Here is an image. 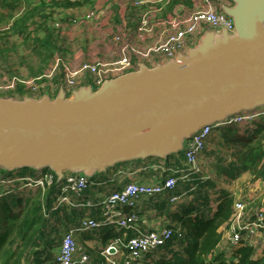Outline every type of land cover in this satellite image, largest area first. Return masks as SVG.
Segmentation results:
<instances>
[{"label": "water", "instance_id": "water-1", "mask_svg": "<svg viewBox=\"0 0 264 264\" xmlns=\"http://www.w3.org/2000/svg\"><path fill=\"white\" fill-rule=\"evenodd\" d=\"M235 31L206 30L156 66L64 86L56 97L0 96V169L50 168L92 179L118 163L184 152L207 124L264 107V0L221 5Z\"/></svg>", "mask_w": 264, "mask_h": 264}, {"label": "built area", "instance_id": "built-area-1", "mask_svg": "<svg viewBox=\"0 0 264 264\" xmlns=\"http://www.w3.org/2000/svg\"><path fill=\"white\" fill-rule=\"evenodd\" d=\"M172 2L173 0L130 1L129 4L133 7H146L137 27L139 32H154L157 28H162L161 31H158L157 39L147 49L138 48L130 41H126L124 34H117L115 41L118 43L124 41L121 47L122 57L119 60L87 62L74 68L65 62L61 55H58L54 59L51 74L48 76L53 78L58 72H62V86L68 92L78 88L80 86L79 79L88 75L92 78V84L99 87L107 79L137 69L139 58L149 59L154 54L164 56L167 60L178 57L180 53L186 52L189 45L195 44L198 37L208 29L235 31L232 17L224 13L213 0H192V8L186 14H176L160 19L158 13ZM94 15L95 12L90 11L83 18L90 19ZM55 24L56 26L60 25L59 22ZM135 57L137 60H134ZM39 79H14L12 84L6 88L14 87L15 83L20 82L30 87L35 93L38 90L42 91V87L37 83ZM54 87L52 82L47 90L51 91ZM259 118H264V108L244 111L229 116L224 121L207 124L186 141L184 150L186 166L182 169H175L174 175H169L154 183L129 182L122 188L111 191L102 202L104 211L101 220L84 218L78 228L68 229L63 234L53 264H90V257L87 253L78 256L80 249L76 231L99 229L104 225H112L125 231H136L133 236H117L104 247L101 252L105 259L104 264H144L150 253L168 245L176 236L181 237L183 234L180 227L171 224L145 232L141 231L137 226L140 217L134 210L139 200L146 196L168 194L169 201L174 203L184 195L172 194L180 181L191 182L197 179V182H203L209 180L210 175L205 174L201 167L200 155L207 148L208 140L214 130L219 127H238L242 124L256 122ZM154 168L155 170H167L164 164ZM53 180L54 175L47 171L35 176L28 175L18 178H7L0 174V185L5 184L0 189V196L10 190L22 189L27 186L45 188L51 185ZM14 182H17V185H10ZM260 182L264 185V179ZM60 183L61 189L57 198V206L70 202V194L80 195L94 184L91 179L78 173H67ZM127 207L130 210H126ZM222 231V240L219 245H222V253L225 258L233 257L235 250L242 246L253 247L256 258L262 255L264 249V198L262 202L254 205L251 201L241 197L234 199L230 220L226 226L222 227Z\"/></svg>", "mask_w": 264, "mask_h": 264}, {"label": "trees", "instance_id": "trees-1", "mask_svg": "<svg viewBox=\"0 0 264 264\" xmlns=\"http://www.w3.org/2000/svg\"><path fill=\"white\" fill-rule=\"evenodd\" d=\"M86 1L88 0L83 2L70 0H0V25H5L4 29L0 26V53L5 52L6 39L10 34L21 35L27 45L41 58V65L36 70L32 69V74L37 76L44 73L51 65L50 61L54 55L61 52V45L58 40V28L54 23H51L53 11L48 13L43 11L47 7L83 5ZM182 2L192 5V0H173L169 7ZM214 2L221 9L222 4H230L232 0H215ZM3 43H5L4 46ZM52 82L62 85V72H58ZM16 87V92L20 96L26 95L27 92L23 88L24 84L18 83ZM237 138L239 137L234 135H227L226 137L225 145L230 148L234 142L236 151L234 153L235 158L230 161L229 169L225 170L224 174L233 178L242 172L250 171L254 172L256 177L264 179V164H262L264 158V122L246 137ZM181 156H184V153ZM44 171L54 175L51 185L45 188L38 187L37 191L26 192L16 188L0 196V264H53L57 253L55 250L59 247L65 233L62 234V225L66 221H74L64 212L66 206L54 208L60 194L61 183L57 181L56 174L50 168H46ZM0 174L7 178H18L28 175L35 176L36 170L33 168L15 171L0 169ZM91 180L96 184L101 181V178L98 174ZM199 188L202 189L203 186ZM233 202L234 198L231 193L222 190L220 203L217 210L212 214L200 213V209L196 206L185 207L181 214L176 213L174 217L181 223L176 227L181 228L183 236H176L171 243L152 252L153 256L162 253L155 263L264 264V249L262 255L257 258L255 257V249L249 246L239 247L231 259L225 258L224 253L217 251L222 240V227L227 225L233 211Z\"/></svg>", "mask_w": 264, "mask_h": 264}, {"label": "crops", "instance_id": "crops-1", "mask_svg": "<svg viewBox=\"0 0 264 264\" xmlns=\"http://www.w3.org/2000/svg\"><path fill=\"white\" fill-rule=\"evenodd\" d=\"M130 1L131 0H88L85 4L78 6L47 7L46 10H44L43 12L48 13L49 11H53V18L51 20V23H54L55 26L56 22H59L60 24L59 26H56V28H58L57 34L59 43L61 45V52L59 54L56 53L55 55H61L65 62L69 63L74 68H78L83 63L87 62H113L119 60L122 57L121 47L124 41L120 43L115 41V35L117 34H124L126 36V41H130L134 46L138 48L144 50L147 49L157 39L158 31H161L162 28L159 27L154 32H139L137 30V27L140 24L141 17L145 12L146 7H133L131 4H129ZM190 9L189 7H187V4L182 2L175 4L172 7L166 6L163 11L158 13V17L162 19L167 18L171 15L186 14L187 12H189ZM90 11H94L95 15L90 19L83 18ZM192 45L195 44L189 45L188 48ZM53 58L50 61L51 64L53 63ZM134 60H137V57H135ZM166 61L167 59L164 56L154 54L149 59L144 60L139 58L137 60V63L144 62L149 66L153 67L159 63H164ZM53 84L55 85V87L50 92L51 96L56 97L62 85H58L55 83ZM79 84L80 86L91 85V76L88 75L86 77L80 78ZM46 93L47 89L45 91H42V95ZM70 95L71 93L68 92V96ZM213 133L208 140L207 148L204 152L212 148V141L214 140ZM183 153L170 155L166 159L149 157L147 159L122 162L116 164L111 168H108L106 172L97 173L96 175L99 174L101 181L97 182L96 184H93V186L100 185L102 183H105L109 186L107 188V193L104 197H101L102 192H97V189H95L96 187L92 188L93 186H91L88 191L80 195L70 194L71 201L59 205L66 207L67 205H70L74 208L83 207L84 215L82 214V217L76 219L75 223L72 224V226H70L68 229L78 228L84 218L90 217L95 218L97 220H101L104 211L102 202L105 200V198L111 191L120 189L129 182L154 183L164 179L169 175H174L175 169H182L186 166L185 158L184 156H181V154ZM202 155L203 154H201L200 157H202ZM162 164H164L167 170H155V166L157 167V165ZM210 174L211 173H209V175ZM212 175L213 174L210 175L211 177L209 180L203 182H197V179L191 182L180 181L177 184V187L172 191L174 192L172 194L184 195L174 203H171L169 201L168 194H159L141 198L137 203V207L134 209L140 217V220L137 224L138 228L141 231L145 232L167 224L175 226L181 225L178 220V222H176L174 217H172L171 213L181 214L184 205L180 206L172 212V207H174L173 205L181 204L187 194L198 185L205 187V189L208 188L207 186L210 184V180L212 181ZM241 175H243L244 178L242 181L243 188L239 190L240 193L246 191V188L247 191H253V189L255 188L254 185L256 184L253 185L250 181H246L247 177L251 175V172H242L240 175H238V177ZM1 176L5 177L2 174ZM223 177L227 178L226 175H224ZM10 185H17V182H14ZM4 186L5 184H1L0 189H2ZM26 188H28V186ZM220 188L222 190L232 192V188H234V185H230L229 181H222ZM29 190H34L33 186H29L28 191ZM240 193H236L235 189L233 194H237L238 198H240L242 196V194ZM244 196H247V193L244 194ZM219 203L220 200L218 204ZM218 204L212 209H205L201 207V209L199 208V212H214L217 210ZM59 206H57L56 202L54 208H58ZM86 208L90 209L86 210ZM126 210L130 209L127 207ZM135 234L136 231L134 230L125 231L122 229H118L112 225H104L99 229L89 231L77 230L76 239L80 249L78 256H80L82 253H87L90 257V264H104L105 259L101 254L104 247H106L117 236L126 235L127 237H129L130 235ZM217 251L223 252L222 245H219L217 247ZM149 257L150 255H148L147 260L150 259ZM152 258L153 260H157L159 257L156 255L152 256Z\"/></svg>", "mask_w": 264, "mask_h": 264}, {"label": "rangeland", "instance_id": "rangeland-1", "mask_svg": "<svg viewBox=\"0 0 264 264\" xmlns=\"http://www.w3.org/2000/svg\"><path fill=\"white\" fill-rule=\"evenodd\" d=\"M224 4H228V3H224ZM187 7H189V9L192 8V6L190 5H187ZM169 13H172V12H169ZM0 26L1 28L3 27V29L5 28L4 24H1ZM6 42H7L6 43L7 45H6L5 52L3 51L0 53V96L14 97L17 99H22L27 96H32L34 98L39 99L42 95V91H45L49 86H51L52 79L57 75V74L54 75L53 78L48 76L49 74H51L50 71L52 70L54 59L58 55H55V57L53 58V63L49 65V67L44 71V73L34 76L32 74V69L36 70L39 67V65H41V58L33 51V49H31L30 46L27 45V43L24 40V37L16 33H12L6 39ZM2 45L4 46L5 43H3ZM38 78L40 79L37 80V83L42 87L41 88L42 91L38 90V92L36 91L35 93H33V90L30 87H27L24 85L23 88L26 90L27 93L24 96H20V94L16 92V89H17L16 86L20 82H18L17 84L15 83L14 87L6 88L10 84H12V81L14 79L31 80V79H38ZM47 93L51 96V92L49 90H47ZM54 97L55 96H52V98ZM262 108L264 107H261V109ZM259 119H257L256 122L248 123L245 125L242 124L241 126H238V127L237 126L219 127L214 130V133H213L214 140L212 141V148L206 152H203L202 157H200V164H201V167L204 173L208 175L209 173L213 174L212 181L210 180L209 182L210 186L206 184L208 185L207 186L208 188L206 189L205 187L200 189L199 188L200 186H196L195 187L196 189L195 188L192 189V191H190L187 194V196L184 198V201L181 204L173 205L174 207H172V212L182 205H184V208L190 207V206H196L200 209L201 207L205 209L206 208L212 209L213 207H216L220 200V195L222 193V189L220 188L222 181H225V182L229 181L230 185H234V188H232L233 191L230 193L234 199L238 198L237 194L234 195L233 193L235 189H236V193L238 194L240 193L239 190L243 188L242 181H243L244 176L241 175L239 177L237 176V177L229 178L226 175L228 179L223 177L225 175L224 171L229 169L230 161L235 158L234 153L236 151V145L234 144V142L231 144L230 148H228L225 145L226 137L227 135H232V136L234 135L236 137H239L237 139H242L243 137H246L251 131L257 130V128L261 125V123L264 122V118L260 119V121ZM181 153H183V151ZM262 164H264V158H263ZM43 171L44 170H36V175L41 174ZM261 180H263L262 177L258 178L254 174V172H251V175L247 177L246 181H250L251 184L253 185L256 184L257 186L254 185L255 188L253 189V191H247V188H246V191H244L243 193L242 192L240 193L242 194L241 197L243 199L251 201L252 205L263 201L264 185L260 182ZM108 187L109 186L107 184L102 183L100 185H94L92 188L97 189L96 190L97 192H102L101 197H104L107 193ZM28 188L24 187L21 189V191L26 192L28 191ZM33 188H34V191H37L38 189V187L36 186H33ZM246 193H247V196H244V194ZM67 207L64 209L65 211L64 210L63 211L67 213L70 217H72L74 221L73 222L66 221L65 224L62 225V234L66 232V230L70 226H72V224L75 223L76 219L84 215L83 207L74 208L70 205H67ZM88 209L90 208H86V210ZM203 213H206L209 215L210 213L212 214L213 212L208 213L204 211ZM171 215L172 217H174L175 213H171ZM174 219L176 220V222H178L175 217ZM55 251L58 252L59 247L56 248ZM153 255L154 254L151 253L149 257L150 259L145 261L144 264H156L155 263L156 260H153L152 258ZM161 255L162 253H159L157 256L159 257ZM231 258L232 257H229L228 259H231Z\"/></svg>", "mask_w": 264, "mask_h": 264}]
</instances>
